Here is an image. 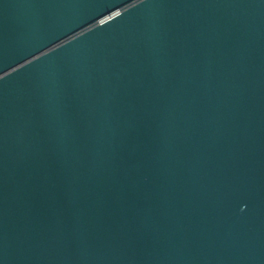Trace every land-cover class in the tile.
Segmentation results:
<instances>
[{
	"label": "water",
	"instance_id": "obj_1",
	"mask_svg": "<svg viewBox=\"0 0 264 264\" xmlns=\"http://www.w3.org/2000/svg\"><path fill=\"white\" fill-rule=\"evenodd\" d=\"M0 264H264V0H0Z\"/></svg>",
	"mask_w": 264,
	"mask_h": 264
}]
</instances>
